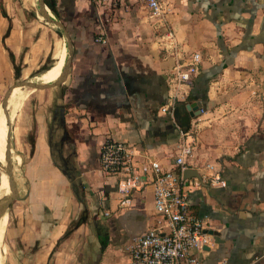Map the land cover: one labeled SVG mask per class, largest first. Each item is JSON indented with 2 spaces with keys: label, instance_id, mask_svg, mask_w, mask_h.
Returning <instances> with one entry per match:
<instances>
[{
  "label": "crops",
  "instance_id": "crops-1",
  "mask_svg": "<svg viewBox=\"0 0 264 264\" xmlns=\"http://www.w3.org/2000/svg\"><path fill=\"white\" fill-rule=\"evenodd\" d=\"M163 1L183 49L204 59L176 115L162 110L176 58L160 49L161 29L147 10L57 0L73 40L72 66L63 84L36 96L34 124L21 125L26 154L19 199L0 219L6 218L3 264H130L132 238L161 219L151 185L120 205L122 176L103 171L101 146L108 137L126 141L136 147L139 166L156 159L171 167L182 138V105L195 101L203 111L188 166L220 176L189 189L191 212L220 233L199 255L204 264L223 258L264 264V0ZM34 13L26 14L19 0H0L5 81L16 79L15 65L21 79L30 78L52 54L51 29ZM66 58L59 75L39 83L56 82ZM1 189L3 202L9 200V182Z\"/></svg>",
  "mask_w": 264,
  "mask_h": 264
},
{
  "label": "built area",
  "instance_id": "built-area-1",
  "mask_svg": "<svg viewBox=\"0 0 264 264\" xmlns=\"http://www.w3.org/2000/svg\"><path fill=\"white\" fill-rule=\"evenodd\" d=\"M94 2L110 8H131L133 5H140L148 11L150 18L157 20L161 29L159 47L176 58L169 79L168 102L162 109L163 112H173L176 104L190 95L204 59L200 52L188 54L183 49L169 18L170 8L163 0ZM97 40L101 43L107 42L103 37ZM192 119L191 128L186 132L181 131V142L171 167L156 159L146 160L139 166L136 147L126 141L108 137L101 146L100 163L103 171L109 175L122 176L119 185L120 205H128L136 190L151 185L155 210L161 219L156 226L132 238L128 247L130 264H204L199 253H206V247L214 244L213 235L207 232L206 221L191 212L189 189L199 186L201 181L219 182L220 176L211 174L210 171H199L202 180L197 177L184 178L183 175L189 168L188 160L197 144L199 114ZM208 167L212 169V166ZM106 214L110 212L107 211ZM218 264L234 263L223 258Z\"/></svg>",
  "mask_w": 264,
  "mask_h": 264
},
{
  "label": "rangeland",
  "instance_id": "rangeland-1",
  "mask_svg": "<svg viewBox=\"0 0 264 264\" xmlns=\"http://www.w3.org/2000/svg\"><path fill=\"white\" fill-rule=\"evenodd\" d=\"M19 5L20 8L23 9V11L28 14L29 16L31 15L32 12H35L38 15L37 22L45 24L48 28L51 29L50 33V42L52 45V54L54 57V63L56 60L59 61L61 57V52L63 51V47L67 48V57L69 55V49H68V39L64 34V31L59 28L57 25L49 22L46 18L42 16V14L39 12V4L37 0H19ZM48 13V12H46ZM54 14V13H53ZM49 16V15H48ZM56 19H59L55 14H54ZM51 17V16H50ZM51 19L54 20L53 17ZM60 20V19H59ZM59 47V48H58ZM60 50V52H59ZM57 59H56V57ZM67 59V58H66ZM57 64V63H56ZM39 70L35 72L33 75H31L30 78L26 80H31L33 82H36V76L39 75ZM18 80H12V81H5L0 78V112L3 110L2 108V102L3 99L8 104V110L11 115V122H12V161L15 165L16 169V174H15V179L18 182L20 179V174H21V167L24 162V154H26V148L24 147L23 143L19 141V136H20V131H21V125L24 124H34V115H35V110H36V105H37V100L36 96L39 93H44L42 90H37L33 89L28 86H23L20 87L18 93L13 96V93L15 91V88L19 87H9L16 83ZM9 89V90H8ZM7 91V95L5 94ZM12 96L14 98H12ZM12 99V100H11ZM7 127V133L8 134V124H5ZM32 134H29L31 136ZM195 135V134H194ZM34 136V133H33ZM30 139V137H29ZM0 160L4 161L5 159V149H6V144L3 139V130L2 126L0 124ZM3 154V155H2ZM20 155L21 156V162L19 163L16 159V156ZM10 170H11V165H10ZM7 175L1 171L0 169V187L3 186L4 181L7 179ZM5 196V190L1 189L0 190V197ZM4 235V234H3ZM2 235V238H3ZM4 242H5V236H4ZM6 247V246H5ZM5 264V260H4Z\"/></svg>",
  "mask_w": 264,
  "mask_h": 264
},
{
  "label": "water",
  "instance_id": "water-1",
  "mask_svg": "<svg viewBox=\"0 0 264 264\" xmlns=\"http://www.w3.org/2000/svg\"><path fill=\"white\" fill-rule=\"evenodd\" d=\"M38 4H39V12L42 14V16L44 18H46L49 22H51V23L57 25L59 28H61L64 31L65 36L68 39L69 55L66 59L65 69H64L63 75L56 82L50 83V84H42L39 82H33L31 80L21 79V80H18L13 85H11L9 87V89L13 88V87L28 86V87H31L33 89L44 90V89L56 87V86L63 84L67 80L68 75L70 73L72 61H73V56H74V46H73V40H72L71 34L68 31L65 24L61 20H59V19L53 20L50 17H48V15L46 13V9H50V8L47 5L45 0H40L38 2ZM2 108H3V111H4V113L6 115V119H7L8 134H7V143H6V149H5V159H4V161L0 160V169L2 172H4L8 176L9 189H10V192H9L10 199L7 201H4L2 204H0V219L6 213H8V210H9L10 206L12 205V203L14 201H16L17 199H19L17 182H16L15 177H13L11 175V170H10V165H11V161H12V131H13V127H12V122H11V115H10V112L8 110V104L5 101V99H3ZM177 108H179V106L175 107L173 110L174 115H176V113H177ZM182 108L184 109V115H182L180 117V125L182 128V132H186L191 128V119L196 117L198 114L201 113V111L203 109V103L201 101L186 103L185 105H182ZM183 175H184V178L197 177L199 180H202V176L200 175V173L198 172L197 169L187 168L184 171ZM207 232L212 234L214 236L215 240L218 242L217 238L220 236V233L217 230H208L207 229Z\"/></svg>",
  "mask_w": 264,
  "mask_h": 264
},
{
  "label": "bare ground",
  "instance_id": "bare-ground-1",
  "mask_svg": "<svg viewBox=\"0 0 264 264\" xmlns=\"http://www.w3.org/2000/svg\"><path fill=\"white\" fill-rule=\"evenodd\" d=\"M59 52H60V50H59ZM66 55H67V49H66V47H63V51L61 53V57H60L58 63L52 69L47 71L46 73L42 74L41 76L36 77L35 81H37V82L43 81L46 78H48V77L58 73L59 71H61L62 67H63V63H64L65 58H66ZM19 89L20 88L15 89V91L13 93V96H15L18 93ZM13 96H12V98H13ZM0 123H1V126H2V130H3L4 142L6 144V139L5 138H6V133H7V127L5 126V123L3 121V110L0 112ZM7 185H8V178L4 181L2 187H6ZM4 198L5 197H2V196L0 197V204L3 203ZM5 200H7V199H5ZM5 224H6V218L0 222V264H3V238H2V235L4 234Z\"/></svg>",
  "mask_w": 264,
  "mask_h": 264
},
{
  "label": "trees",
  "instance_id": "trees-1",
  "mask_svg": "<svg viewBox=\"0 0 264 264\" xmlns=\"http://www.w3.org/2000/svg\"><path fill=\"white\" fill-rule=\"evenodd\" d=\"M47 5L49 6V8L52 10V12L59 18L60 17V14H59V11L57 9V0H45ZM2 7H3V4H2ZM3 13L6 14V11L4 10V7H3ZM35 15V13H34ZM8 34V32L6 33V35ZM11 55V58L14 59V56L12 54V52L10 53ZM54 64V58H53V55L51 54L46 63L44 65L41 66V68L39 69V73L49 69L52 65ZM61 71H59L57 73V75L60 74ZM15 77H16V80H21V69L20 67L16 66L15 65Z\"/></svg>",
  "mask_w": 264,
  "mask_h": 264
}]
</instances>
